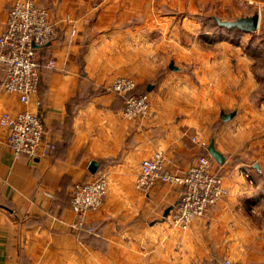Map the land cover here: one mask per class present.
Returning <instances> with one entry per match:
<instances>
[{"label":"crops","instance_id":"1","mask_svg":"<svg viewBox=\"0 0 264 264\" xmlns=\"http://www.w3.org/2000/svg\"><path fill=\"white\" fill-rule=\"evenodd\" d=\"M24 1L0 0V33L11 6ZM30 1L49 11L59 36L38 50L41 83L29 106L4 91L0 68V117L41 111L44 139L56 149L15 160L0 125V264H264V75H256L257 61L264 67V0L254 33L202 26V14L235 20L259 11L233 0ZM160 1L174 11L160 12ZM181 32L192 36L183 43L192 52L160 61L158 50H174ZM128 49L138 50L130 61ZM117 77L149 94L146 117L123 116L125 97L109 89ZM223 113L235 115L224 121ZM212 141L224 156L212 158V169L229 194L188 228L175 227L182 187L159 183L142 193L141 163L162 152L167 170L184 174L202 152L210 155ZM97 173L109 178L107 198L86 215L96 232L78 233L73 185Z\"/></svg>","mask_w":264,"mask_h":264},{"label":"built area","instance_id":"2","mask_svg":"<svg viewBox=\"0 0 264 264\" xmlns=\"http://www.w3.org/2000/svg\"><path fill=\"white\" fill-rule=\"evenodd\" d=\"M240 2H247L240 0ZM260 15V11H258ZM59 31L47 9L37 6L33 1L14 3L8 11L5 28L0 33V68L4 73L3 89L7 94L16 95L25 107L38 92L41 76L38 50L56 40ZM49 61V66L54 65ZM137 83L130 77L115 78L109 89L125 97L123 116L133 120L146 117L151 108L147 93H135ZM0 125L6 131V145L15 160L23 156L31 158L56 149V144L44 139L43 117L28 108L12 115L4 112ZM205 148V143H200ZM159 183L182 187V193L171 212V222L175 227L186 229L190 224L209 213L229 191L223 177L212 169V157L201 154L184 174L167 170L166 156L156 152L144 159L135 186L148 194ZM109 178L106 173H97L87 180L74 183L70 206L74 213L72 230L78 233L96 232L87 225L89 211L100 209L107 198ZM264 252V245H263ZM222 264H242L224 259Z\"/></svg>","mask_w":264,"mask_h":264},{"label":"rangeland","instance_id":"3","mask_svg":"<svg viewBox=\"0 0 264 264\" xmlns=\"http://www.w3.org/2000/svg\"><path fill=\"white\" fill-rule=\"evenodd\" d=\"M234 2H236L237 4H238V7H239V9L240 10H246L247 8H258V10L259 11H261L260 10V4L258 3V0H246L247 2H240V0H233ZM160 4H159V11L160 12H165V13H170V11L172 12V11H174V10H172L171 8H170V6L168 5V4H166V3H163V2H159ZM260 6V7H259ZM257 10V9H256ZM183 15H185V13L184 12H179L178 14H176L175 16H176V18H177V20L178 19H181L182 18V16ZM195 16H198V15H195ZM143 20H144V18H143ZM200 21H202V26L204 25L205 27H206V30L207 31H216V32H218V31H222V30H220L218 27L219 26H217V25H215V19H213V18H207V17H205L203 14L201 15V18H200ZM134 22H135V19H133L132 20V26H134ZM138 22H140V20H138ZM176 25H178V23H176ZM224 32H225V30H224ZM230 31H228V33H229ZM182 35V37H181V40L179 41V39L178 38H175L174 37V45L176 44V46H175V49L174 50H166V49H159L158 50V53H159V57H160V61H169L170 59L169 58H167V56H170L171 57V59H174V60H176V59H181V57L182 56H184V54H188V53H190V52H192L191 51V47H189V44H186V47L184 48L183 47V43H185V41L186 40H191V35H188V34H184L183 32H181L180 33V36ZM226 35H228V34H226ZM203 39L204 40H210V36H208L207 37V39H205L204 37H203ZM202 39V40H203ZM227 40H231L232 38L228 35V37L226 38ZM170 40L172 41V39L170 38ZM192 40H193V42H198V41H195L196 39L193 37L192 38ZM212 40V39H211ZM159 41L160 42H162V41H166V33L164 32L162 35H160V39H159ZM208 44H209V48L208 49H205L206 51L207 50H209L210 49V47L213 49V44L212 43H210V42H208ZM122 52H125V53H127L126 54V59H127V61H130V59H132L131 58V55H132V53L133 52H135V53H137L138 52V50L137 49H134V51H132V50H130V49H128V50H122ZM209 53V52H208ZM172 56H173V58H172ZM163 57V59L161 60V58ZM187 58V57H186ZM183 60H179V61H176V64L177 65H179L180 64V66H183L184 65V68L186 69V72H188V70H189V68L191 67V66H189L188 64H185V63H183L182 62ZM258 62V66L256 67V75L258 76V77H260V78H262L263 77V75H264V67H263V62L262 61H257ZM172 63H174V62H171L170 64H172ZM192 68V67H191ZM165 74V73H164ZM157 77V76H156ZM158 80H161V75H160V77H159V79ZM137 81V80H136ZM156 83H158L157 81H155ZM138 84V83H137ZM138 86V85H137ZM201 154H204L203 152L201 153ZM200 154V155H201ZM212 157V156H211ZM176 205V204H175ZM172 212V211H171ZM263 245H264V242H263Z\"/></svg>","mask_w":264,"mask_h":264},{"label":"water","instance_id":"4","mask_svg":"<svg viewBox=\"0 0 264 264\" xmlns=\"http://www.w3.org/2000/svg\"><path fill=\"white\" fill-rule=\"evenodd\" d=\"M216 21H217L218 26L224 29H237L244 33H254L259 28L260 15L258 12H255L253 15L243 16L235 20H222V19L216 18ZM170 68L176 69L173 63L170 65ZM38 115L40 117L43 116L41 111H38ZM234 115H235L234 113H230V114L223 113L221 118L224 121H227V120L232 119ZM208 151L210 155L212 156V158H214L216 161H218L219 163L224 162V156L218 150H216L213 141L209 145ZM98 164H99L98 162H93L90 165L89 170L92 173H95L99 166ZM171 209L172 208L167 210L166 215L169 213Z\"/></svg>","mask_w":264,"mask_h":264},{"label":"trees","instance_id":"5","mask_svg":"<svg viewBox=\"0 0 264 264\" xmlns=\"http://www.w3.org/2000/svg\"><path fill=\"white\" fill-rule=\"evenodd\" d=\"M215 25H217L218 26V24H217V21L215 20Z\"/></svg>","mask_w":264,"mask_h":264}]
</instances>
